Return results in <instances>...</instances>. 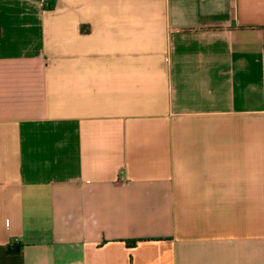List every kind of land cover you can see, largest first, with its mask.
<instances>
[{"label":"crops","instance_id":"obj_1","mask_svg":"<svg viewBox=\"0 0 264 264\" xmlns=\"http://www.w3.org/2000/svg\"><path fill=\"white\" fill-rule=\"evenodd\" d=\"M0 264H264V0H0Z\"/></svg>","mask_w":264,"mask_h":264},{"label":"built area","instance_id":"obj_2","mask_svg":"<svg viewBox=\"0 0 264 264\" xmlns=\"http://www.w3.org/2000/svg\"><path fill=\"white\" fill-rule=\"evenodd\" d=\"M42 3H46L48 0H40Z\"/></svg>","mask_w":264,"mask_h":264},{"label":"trees","instance_id":"obj_3","mask_svg":"<svg viewBox=\"0 0 264 264\" xmlns=\"http://www.w3.org/2000/svg\"><path fill=\"white\" fill-rule=\"evenodd\" d=\"M18 248L17 247H14V248H12V249H10V250H17Z\"/></svg>","mask_w":264,"mask_h":264}]
</instances>
